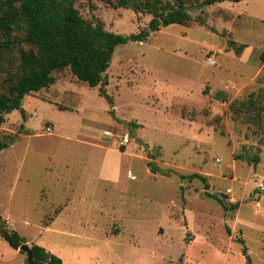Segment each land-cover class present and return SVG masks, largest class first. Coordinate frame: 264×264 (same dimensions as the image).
<instances>
[{
	"label": "rangeland",
	"instance_id": "374dc122",
	"mask_svg": "<svg viewBox=\"0 0 264 264\" xmlns=\"http://www.w3.org/2000/svg\"><path fill=\"white\" fill-rule=\"evenodd\" d=\"M201 1L186 0V26L115 48L111 105L65 69L22 99L24 120L5 115L1 136L15 140L0 151V219L29 248L63 264H264V133L248 107L264 101V0ZM74 7L123 36L151 18L97 0ZM230 42L245 47L236 55ZM27 50L0 54V94ZM148 155L168 176L150 173ZM0 264L26 254L0 237Z\"/></svg>",
	"mask_w": 264,
	"mask_h": 264
},
{
	"label": "trees",
	"instance_id": "16d2710c",
	"mask_svg": "<svg viewBox=\"0 0 264 264\" xmlns=\"http://www.w3.org/2000/svg\"><path fill=\"white\" fill-rule=\"evenodd\" d=\"M75 1L0 0V54L10 50L13 45L28 46L27 51L19 54L18 76L13 85L7 94H0V126L5 122V115L13 110H19L24 120L22 99L52 85L55 81L52 74L65 69L78 82L90 88L98 87V95L111 105L112 99L105 91L108 84L106 71L115 48L128 42H143L150 33L157 32L162 27L171 24L186 26L190 21L185 6L186 0H97L117 8H131L134 12L142 10L151 16L144 29L123 36L105 31L101 23L85 22L74 7ZM221 1L238 3L242 0H203L197 7L200 9ZM15 30L22 33L20 40L12 37ZM244 47L242 44L230 42V49L236 55L240 54ZM258 59L264 63V51L259 54ZM258 96L263 98L262 95ZM258 96L254 100H249L248 107L252 109L264 133V101H259ZM218 97L219 95L215 99L218 100ZM116 122L127 127L131 125L117 119ZM20 128L23 129L22 125ZM14 140V135L1 136L0 132V151L8 148ZM120 151L123 149L120 148ZM147 157L149 161L146 166L150 173L165 175L164 170L156 168L152 161L153 157L151 155ZM251 161L256 164L259 157L254 155ZM189 178L205 181L199 174H191ZM207 195L225 212L236 210L238 207L237 204L226 205L223 200L212 194ZM0 237L13 250H18L19 246L25 243L24 237L6 227L1 219ZM30 250L32 252L30 264H62L58 256L40 246L33 244Z\"/></svg>",
	"mask_w": 264,
	"mask_h": 264
},
{
	"label": "water",
	"instance_id": "95a60500",
	"mask_svg": "<svg viewBox=\"0 0 264 264\" xmlns=\"http://www.w3.org/2000/svg\"><path fill=\"white\" fill-rule=\"evenodd\" d=\"M18 250L26 254L27 264H30L32 259V252L30 248L26 244H22L21 246H19Z\"/></svg>",
	"mask_w": 264,
	"mask_h": 264
},
{
	"label": "crops",
	"instance_id": "0c3cea01",
	"mask_svg": "<svg viewBox=\"0 0 264 264\" xmlns=\"http://www.w3.org/2000/svg\"><path fill=\"white\" fill-rule=\"evenodd\" d=\"M96 147H98V148L104 150L103 147H102L101 145L96 144ZM129 177L132 178L133 176L129 175ZM50 222L52 223V221H50ZM50 222H49V223H50ZM49 223H48V224H49ZM51 223H50V224H51ZM46 225H47V224H46ZM48 226L50 227V225H48ZM47 228H48V227H47ZM44 250L46 251L47 249L44 248ZM15 251L18 252L20 255H22V253H20L19 250H15ZM48 252H49V251H48ZM50 253H51V252H50ZM52 254H53V253H52ZM54 255H55V254H54ZM61 261H62V260H61ZM21 262H22V259H21ZM62 264H63V263H62Z\"/></svg>",
	"mask_w": 264,
	"mask_h": 264
}]
</instances>
